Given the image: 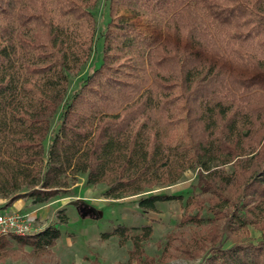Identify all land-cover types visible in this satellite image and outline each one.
<instances>
[{"label": "trees", "instance_id": "trees-1", "mask_svg": "<svg viewBox=\"0 0 264 264\" xmlns=\"http://www.w3.org/2000/svg\"><path fill=\"white\" fill-rule=\"evenodd\" d=\"M98 1L0 0L3 208L25 198L44 204L80 175L117 200L196 170L199 194L185 206L198 209L178 225H199L206 203L223 229H264V0H106L100 62L63 106L45 147L68 74L90 58ZM170 199L182 198L151 194L137 206L155 211ZM134 231L118 225L100 239L130 242L127 264H162L172 251L204 252L210 264H264L263 241L222 249L217 234L190 243L168 235L156 261L142 251L151 227ZM58 238L49 226L17 240L50 255ZM9 245L0 237V258Z\"/></svg>", "mask_w": 264, "mask_h": 264}, {"label": "rangeland", "instance_id": "rangeland-1", "mask_svg": "<svg viewBox=\"0 0 264 264\" xmlns=\"http://www.w3.org/2000/svg\"><path fill=\"white\" fill-rule=\"evenodd\" d=\"M106 6V0H100L91 10L97 25L90 58L81 66L77 75L68 74V91L64 99L58 102V107L50 118L49 131L44 141L45 147H47L49 135L57 130L63 106L100 62V32L107 21ZM196 183V170H186L173 184L155 186L141 194L114 200L104 198L102 193L105 186L103 184L87 185L84 176L80 175L77 182L65 194L44 204L32 205L31 200L25 198L29 200V202L26 200L28 202L25 206L26 209L49 204L44 210L43 221L46 226H52L59 231V238L54 246L49 248L50 255L34 251L31 245L17 240L19 237H1L9 241L10 245L7 246L0 258V264H90L93 259H96L99 264H127L128 251L131 248L130 242L120 244L115 235L105 240L100 239L103 233L109 232L118 225L135 228L134 232H138L142 225H149L152 232L149 238L143 241L142 251L144 256L155 260L159 258L168 235L175 236V238L182 237L185 243H190L200 242L203 237L208 238V236L212 237L217 234L222 249L230 248L235 244L264 242V229L252 224L240 226L234 222L223 229V220L214 218L212 213L207 210L208 204L206 203L198 214L201 218L199 225L196 226L194 223L178 225L184 215L196 214L198 209L196 205L185 206L188 197L199 194ZM151 194L181 196L182 199L158 202L155 211L139 209L138 200ZM60 198L63 201H59ZM73 201L76 204L72 205ZM60 204L61 207L57 208L56 206H60ZM1 209H3L2 206H0ZM61 215H65L66 222L58 220ZM173 242L176 245L181 244L177 240ZM209 257L210 255H205L204 252L197 257H188L178 251H172L162 264H210L207 260ZM131 264L137 263L132 262Z\"/></svg>", "mask_w": 264, "mask_h": 264}, {"label": "built area", "instance_id": "built-area-1", "mask_svg": "<svg viewBox=\"0 0 264 264\" xmlns=\"http://www.w3.org/2000/svg\"><path fill=\"white\" fill-rule=\"evenodd\" d=\"M36 211V209L24 212L10 208L1 209L0 237L27 238L38 236L48 226L37 216Z\"/></svg>", "mask_w": 264, "mask_h": 264}, {"label": "crops", "instance_id": "crops-1", "mask_svg": "<svg viewBox=\"0 0 264 264\" xmlns=\"http://www.w3.org/2000/svg\"><path fill=\"white\" fill-rule=\"evenodd\" d=\"M29 199V198H28ZM28 199H19V200H17V201H15L10 207H8V208H10V209H16V210H20V211H22V212H24V211H30V209L31 210H34V209H36L37 211H36V213H37V216L41 219V220H43L44 219V210H45V208L47 207V206H49V204L48 205H46V206H42V207H31V208H29V209H26L25 208V206L27 205V203L29 202V200ZM28 202H27V201ZM59 201H63L62 200V198H60V199H58ZM57 201V200H56ZM55 201V202H56ZM5 202V199H1L0 198V206H2L3 207V203ZM57 208L59 207H61V204H60V206H56ZM63 209H66L65 207H62ZM68 244H71L70 242H68Z\"/></svg>", "mask_w": 264, "mask_h": 264}, {"label": "water", "instance_id": "water-1", "mask_svg": "<svg viewBox=\"0 0 264 264\" xmlns=\"http://www.w3.org/2000/svg\"><path fill=\"white\" fill-rule=\"evenodd\" d=\"M71 203H72V205L76 204V202H74V201H73V202H71Z\"/></svg>", "mask_w": 264, "mask_h": 264}]
</instances>
